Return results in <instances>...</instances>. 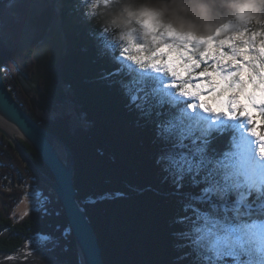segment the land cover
<instances>
[{"label":"trees","instance_id":"16d2710c","mask_svg":"<svg viewBox=\"0 0 264 264\" xmlns=\"http://www.w3.org/2000/svg\"><path fill=\"white\" fill-rule=\"evenodd\" d=\"M151 1H168L171 10L184 13L179 14L182 21H185V13H193L196 25L202 30L213 28L223 21V28L218 34L212 31V35L226 36L233 31L246 30L250 36L245 39L253 55L264 43V3L259 4L256 16L245 21L238 14H234L232 20L224 13L221 15L219 4H212L206 14H202L198 12L195 0ZM63 2V19L78 25L77 29H72L70 36L78 53L74 58L63 57L60 61L64 83L68 86L72 102L86 115L90 125L72 131L68 116L44 119L35 111L18 80L17 71L30 73L34 69L36 45L24 49L23 53H14L10 56L11 62L0 52V66L6 85L28 114L71 146L76 156L78 198L99 234L105 264H195V253L182 235L190 231L192 220L181 223L180 217L193 215L190 208L186 210L187 205L195 204L201 208L206 205L189 200L192 195L199 197L200 194L191 175H186L183 186L178 187L175 176L158 163L159 158L170 150V144L158 137L157 123L178 115L179 108H172L167 103L158 104L159 97L152 95V89L156 87L152 80H146L142 85L149 94L152 115H146L130 105L122 83L133 80L135 73L110 75L114 67H118L117 63L112 65L114 61L111 63L112 52L104 48L105 52L99 49L95 53L89 48L88 41L91 39L103 43L98 34L101 25L95 28L89 24L85 6L78 0ZM42 15L44 17L38 23L44 19L45 24L37 41L52 19L50 10ZM106 16L110 14L107 12ZM104 21L106 26L115 25L107 18ZM246 35L243 34V37ZM180 107L187 105L181 104ZM157 113L161 115L157 116ZM260 121L262 131L264 116ZM240 129L229 126L222 133L212 131L209 135V154H218L230 148L233 137L239 140ZM23 143L38 166L51 175L38 153L25 141ZM11 182L12 186L9 185ZM35 190L47 203L40 211L14 220V208ZM0 191L8 201L5 214L0 213V252L15 253L27 239L41 235L48 237L49 244L40 249V254L14 264H81L62 202L52 188L34 177L1 132Z\"/></svg>","mask_w":264,"mask_h":264},{"label":"snow or ice","instance_id":"6c2138e0","mask_svg":"<svg viewBox=\"0 0 264 264\" xmlns=\"http://www.w3.org/2000/svg\"><path fill=\"white\" fill-rule=\"evenodd\" d=\"M167 35L175 36L168 32ZM109 36H112L110 29H101L102 47L112 52L119 65L110 75H119L125 69L129 75L135 73L133 80L122 83L130 105L152 115L149 94L142 86L146 80H152L156 84L152 95L159 97L158 104L179 108L178 115L157 123L158 137L170 144V150L158 163L175 176L178 187L183 186L186 175H191L193 184L200 189L198 203L206 205L203 208L187 205L186 210L190 208L193 215L180 217L181 223L192 220V228L182 235L195 253V264H264V130L259 134L253 130L254 140L233 137L231 147L218 154H209L208 147L212 131L222 133L229 126L248 127L250 117L244 111L246 105L236 99L239 93H245L251 105L258 107L264 116V101L258 103L254 93L245 91L249 84L264 85V43L255 55L247 43L235 49L227 58L236 70L223 77V84L214 82L207 68L196 75V79L205 77L214 98L232 90L228 112L217 114L202 100L205 84L192 80L199 60L189 63L191 57H181L177 64L170 55L172 45H157L153 49L129 33L111 39ZM226 55L220 53L219 61ZM178 67L189 78H184ZM248 69L251 71L245 79L244 71ZM189 84L197 90L192 91ZM181 104L187 107H180ZM193 107L196 111H189Z\"/></svg>","mask_w":264,"mask_h":264},{"label":"rangeland","instance_id":"374dc122","mask_svg":"<svg viewBox=\"0 0 264 264\" xmlns=\"http://www.w3.org/2000/svg\"><path fill=\"white\" fill-rule=\"evenodd\" d=\"M60 2L61 0H3V2H1L0 52L6 57L8 62L12 61L10 56L14 53H23L25 52L23 51L24 49H27L32 45H36L34 49L35 52L37 46L41 42L39 41L41 38L37 41L40 33V25L44 26L45 23L43 22L45 20H41V23L38 22L44 17L42 14L45 13V9L48 8L50 12L53 13L57 7H61ZM78 2L85 6V15L88 18H107L108 21L114 23L115 25L112 27H107L103 24V27L101 26V29H110V34L112 36L120 33H129L133 35L135 39L140 40L146 45H150L153 49L157 45H172L170 55L174 63L177 64L179 63V59L181 57H191L189 63L199 60L192 80L194 83L205 84L202 100L208 104L213 113L218 114L220 112H228L227 101L233 94L232 90L224 92L218 98H214L212 90L206 86L205 77H200L199 79H196L195 77L199 72H203L204 69L207 68L208 73H211V79L218 84H223V77L236 70L234 65L228 63L227 57L232 55L234 50L241 47L244 43H247L249 47L246 39L250 35H248L246 30H244L245 32L233 31L226 36L216 35L218 34V31L223 28L225 24L223 21L214 25L213 28H207L206 30L208 31L199 29L196 25V19L194 18L195 16L193 13H185V21H182L179 19V14L184 13L180 10H171V6L168 4V1L166 3H155L151 0H78ZM263 3L264 0H242L241 2H239V0H237V2L234 0H195L197 10L198 12H202V14H206L208 8L212 7V4H219L222 8V12L220 13L221 15L224 13L227 18L229 17V20H232L233 15L238 14L242 19L244 18L245 21L246 19H251V16H256V11L260 9L259 4ZM115 4L120 7V12L107 17L104 9L114 10L115 8L116 10L117 6ZM197 10L195 8V11ZM60 11L62 12L61 8ZM56 13L53 14V18ZM62 16L63 14L61 17ZM49 25L51 27L52 22H50ZM99 25L100 24H97V26ZM228 28L229 27L227 26L226 29ZM212 31L217 33L212 35ZM167 32L174 34L175 36H168ZM98 34L101 35V30ZM243 34L247 35L243 37ZM112 36H109L108 38L111 39ZM91 40L88 41L90 43L89 48L91 50L95 53L99 51V49H101L102 52H105L104 47L101 46L102 42H99L97 39H93V41ZM116 51H119V49L117 48ZM165 51L169 50L165 48ZM220 53L227 54L225 59L222 61H219ZM103 55L107 57V54ZM112 61L114 62L112 63ZM218 61L219 67H217ZM111 63L113 66H116L114 58L111 59ZM34 66H36V63ZM117 68L114 67V70ZM177 70L181 72L184 78H189L188 73L185 72L183 68L178 67ZM249 71H251V69L244 71L245 79H248ZM18 72L20 71H17V73ZM124 72L128 74L127 69L120 74L125 75ZM19 75L20 74H18V76ZM256 79L259 80L258 77ZM62 84L64 89L68 91V86L64 83V78L62 80ZM188 87L192 91L197 90H193L191 84H189ZM262 88H264V85H261V87H255V85L249 84L245 91L254 93L255 98L259 103L260 101H264V91L261 90ZM236 99L238 103L246 105L244 111L250 117L247 121L248 127H240V138L244 137L254 140L255 137L253 136V130H255L257 134L261 132V111L258 107H253L251 105L245 93H239ZM64 107V111L61 109L59 113L56 111L51 113L49 111H41L37 105H34L35 111L44 119L54 118L57 116L62 119L63 117L68 116L70 118L72 131L79 127L87 128L90 125L85 117L86 115L73 102H71V100H69ZM189 111H196V108H190ZM205 114L207 115L208 113ZM17 153L19 154L18 151ZM20 158L22 159L21 156ZM23 162L25 163L24 160ZM3 171L4 169L2 168L1 172L3 173ZM9 185L12 186V182ZM5 198L6 196L0 191V213L3 212V214H5L4 210L8 205V201L5 200ZM197 198L198 196L192 195L189 200L197 203ZM46 203L47 200L43 199L40 193L35 190L30 195L26 196L23 201L14 208L13 218L14 220H18L19 218H24L32 212L40 211ZM48 241V237L41 235L29 238L15 253L0 252V264H6L9 262L14 264L19 261L27 260L32 256H37L40 254V249L43 248L44 245L49 244L47 243Z\"/></svg>","mask_w":264,"mask_h":264},{"label":"water","instance_id":"95a60500","mask_svg":"<svg viewBox=\"0 0 264 264\" xmlns=\"http://www.w3.org/2000/svg\"><path fill=\"white\" fill-rule=\"evenodd\" d=\"M63 7V2L61 4ZM59 10L34 52L36 71L29 81L20 75L19 82L33 102L30 94L40 79L45 82V90L56 98L62 95L63 101L72 99L63 87V73L60 61L64 56L67 40ZM34 104V103H33ZM0 132L16 148L34 177L46 183L62 202L76 242L81 264H105L103 247L99 234L90 220L86 208L78 198L76 187V156L71 146L58 134L50 131L30 114L10 92L0 66ZM6 125L16 129L10 132ZM23 141L34 149L49 168L51 175L43 171L33 156L25 148Z\"/></svg>","mask_w":264,"mask_h":264},{"label":"flooded vegetation","instance_id":"af4514ba","mask_svg":"<svg viewBox=\"0 0 264 264\" xmlns=\"http://www.w3.org/2000/svg\"><path fill=\"white\" fill-rule=\"evenodd\" d=\"M82 1V0H80ZM63 0H61V4H62ZM1 4V3H0ZM117 6V4H115ZM52 7V6H51ZM60 8L62 9V12L60 11ZM46 11L44 12H48L49 9H45ZM58 10L60 11V14L62 15L63 14V7H57V9H55V11H53L52 13V19H51V22L53 20V14H55L56 12H58ZM104 12H108V14L110 15H114V14H117L118 12H120V7L117 6V9L115 10H110V9H104ZM104 15V14H103ZM88 21L90 22L89 24H91L93 27L95 28H98L97 24H100L102 26L103 25H106V22L102 19H97V18H88ZM62 22L64 24V27H65V31H66V35H67V40L64 41V45L66 46V49H65V53H64V56L63 57H70V58H74L75 54L78 53V50L74 47V43H73V39L70 37L71 36V32H72V29H77V22H74V24L70 23L69 20H66V19H63V16H62ZM84 23V22H83ZM82 23V24H83ZM84 25V24H83ZM103 27V26H102ZM109 27V26H107ZM112 27V26H111ZM50 28V25L48 27L45 28L44 30V35H46V32L47 30ZM67 28V29H66ZM44 29L43 25H40V32H42ZM68 32V33H67ZM70 33V34H69ZM44 35L42 37H44ZM43 38H41L39 41H41ZM72 61V59H71ZM36 63V61H35ZM72 63V62H71ZM36 66H34V69H32L30 71V73H26V71H20L18 72V74L22 75V77L24 76H27L28 77V81L30 79H32V77L34 76V73H35V68ZM24 74V76H23ZM19 75V76H20ZM31 96H32V99L34 100L32 102V105H37L38 108L41 110V111H49V112H58L62 109L63 111L65 110V105L68 101H63L62 99L64 98L62 95H58L59 98H56L53 94L47 92L45 90V82L43 79H40V81L37 83V87L36 88H32L31 92H30ZM31 100V99H30ZM71 102H72V99H71ZM34 103V104H33ZM56 113V114H58Z\"/></svg>","mask_w":264,"mask_h":264},{"label":"bare ground","instance_id":"6f19581e","mask_svg":"<svg viewBox=\"0 0 264 264\" xmlns=\"http://www.w3.org/2000/svg\"><path fill=\"white\" fill-rule=\"evenodd\" d=\"M18 79H19V76H18ZM0 123L4 124L2 121H0ZM6 126L10 130V132H12V133H16L17 132L16 129H14L13 127H11L9 125H6Z\"/></svg>","mask_w":264,"mask_h":264}]
</instances>
